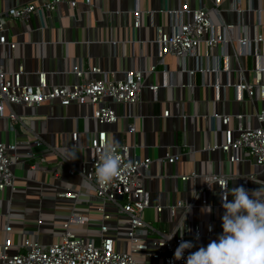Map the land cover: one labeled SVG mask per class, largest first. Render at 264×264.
I'll return each instance as SVG.
<instances>
[{
    "label": "crops",
    "instance_id": "1",
    "mask_svg": "<svg viewBox=\"0 0 264 264\" xmlns=\"http://www.w3.org/2000/svg\"><path fill=\"white\" fill-rule=\"evenodd\" d=\"M32 1L52 0H0V14ZM70 1L73 0L62 1L52 13H46L45 17L34 15L28 22L6 18L7 35L11 41L17 42L14 57L8 61L10 69L15 70L23 63L26 69L23 81L31 85L39 83L40 71L48 73L51 85H70L78 80L72 73L76 65L86 68L97 66L114 73L119 79L130 69L148 72L155 66L153 72H148L146 84H156L160 88L153 91L145 86L140 101L134 105L109 102L119 114L118 121L110 124L95 122L93 109L87 104L63 106L51 101L37 108L17 104L7 107V113L13 109L22 122L17 124L18 133H15L9 119L0 118V140H17L24 161L13 168L17 189L0 192V253L7 225L12 227L13 241L15 246L20 245L21 250H24L23 242L33 236L38 237L42 244L49 245L61 238L62 222L72 210L87 213L90 219L86 224H74L73 230L95 238L101 216L96 211L93 189L89 191L83 185L82 181L87 180L78 173L70 175L66 168L62 177L54 181L42 171L29 169L28 164L33 159L25 154L30 151L38 155L45 153L50 165L66 158L67 150H71L77 153L78 158L69 162L78 165L83 156L87 158L91 154L85 148L88 137L100 130L107 131L110 143L133 145L137 155L152 159L150 178L146 181L151 203L145 212L149 225L148 241L162 239L172 233L176 234L174 237L193 236L197 226L204 233L208 225H213L216 233L222 232L224 210L219 188L217 184L208 188L203 183L208 176H229V192L241 185L249 190L264 187V168L256 164L249 152H239L240 160L232 162L230 153L208 148L224 141V129L227 127L233 129L235 136L238 135L237 115H244L245 122L258 125L255 115L264 108V101H250L245 92L230 88L227 83H238L243 76L253 80V68L264 63V56L259 55L264 52L262 43L256 47L253 43L252 49L250 47L256 56L244 53L243 47L240 49L236 40L242 27L237 23L236 13L230 10L233 0H224L222 14H215L213 18L216 23L225 18L229 23L238 24L227 32L233 44L220 46L212 53L201 48V69L207 68L208 71H196L190 75L183 71V67L195 69L197 57L184 61L178 56L167 55L162 59L155 41L157 27L171 28L175 25L176 18L166 12L168 7L178 9L185 1L193 7L201 2L211 7L212 0H92L91 4L86 0H76V7H72ZM250 5L254 10L245 12L243 27L251 37L257 33L264 36V24H260L262 17L256 12L264 9V0H242L243 8L249 9ZM138 8L142 11V20L135 28L134 11ZM4 54V47L0 45V57ZM95 77L100 78L102 74H95ZM168 109L170 115L164 116ZM216 113L231 116L229 125L214 119ZM131 124L135 125V132L130 131ZM75 132L79 134L76 147L71 139ZM37 139L43 144L30 147L28 142ZM179 151L180 160L175 163L166 161L168 153L175 155ZM19 169L22 174L18 176ZM194 172L197 176L190 180L182 181L179 177ZM244 177L253 178L243 185L241 179ZM65 189L79 190L78 202L54 198L55 192ZM202 193L209 204L202 205ZM180 201L183 206H177ZM158 206L163 207L162 211L157 210ZM209 206L212 211L205 213ZM110 212L113 217L107 223L117 233V247L129 250L126 234L129 217L118 214L114 209ZM204 242L205 237L200 240L201 244ZM146 255L151 260V256Z\"/></svg>",
    "mask_w": 264,
    "mask_h": 264
},
{
    "label": "built area",
    "instance_id": "2",
    "mask_svg": "<svg viewBox=\"0 0 264 264\" xmlns=\"http://www.w3.org/2000/svg\"><path fill=\"white\" fill-rule=\"evenodd\" d=\"M64 0H52L37 3L35 1L20 4L9 8L5 13L0 14V45L4 47L5 54L0 57V118H8L11 129L18 133L16 126L21 121L20 116L11 109L7 113V107L13 105H24L30 108H37L43 103L56 101L63 106L71 104H87L93 109L92 118L99 124L115 123L119 119V114L113 109L109 102L126 103L134 105L141 99V94L145 86L157 91L160 86L156 84H146L148 74L155 70L153 66L150 71L145 72L140 69L128 70L123 78H117L114 73L103 71L100 67H84L76 65L72 73L78 78L76 83L66 85H51L48 81V73L39 72V83L31 85L23 81L26 74L25 65L20 63L15 70L8 67V61L14 57V50L17 42L11 41L7 35L8 27L6 18L12 20L30 21L32 17H45L46 13H52ZM213 5L208 7L201 2L193 7L185 1L178 9L168 7L166 12L176 18L175 25L171 28L157 27L155 41L160 47L162 59L167 55H175L187 61L189 57H197V67L188 69L184 66L183 71L194 75L196 71L206 72L207 68L201 69L203 65V55L200 49L205 48L206 53L217 51L220 46L233 44L232 39L227 35L228 31L241 24V35L237 42L244 53L252 54V44L262 43L264 48V36L257 33L253 37L247 33V28L243 26V18L246 11H253L252 5L249 9L242 7V0H233L230 10L236 13L237 23H229L224 20L220 23L214 21L213 16L222 14V3L224 0H212ZM91 4L92 0H86ZM72 7L78 5V1H70ZM257 14L262 17L260 24H264V9H258ZM216 14V15H215ZM142 20V11L138 8L134 11V26L138 28ZM244 29V30H243ZM247 50V51H246ZM199 51V52H198ZM251 51V52H250ZM255 53H253L254 55ZM259 54V53H258ZM228 55V53H227ZM261 57L264 52H260ZM256 56V54H255ZM228 70V68H226ZM95 74H102L97 78ZM167 87L169 85H163ZM219 86V84L217 85ZM227 86L235 87L248 95L250 101H264V63L253 68V80L249 81L244 76L238 83L229 81ZM170 110L164 111V116H169ZM238 135H234L233 129H224V141L221 144L209 146V149H222L225 153H230L232 162L240 160L239 152L245 150L251 154L257 165L264 168V108L255 115L258 125H251L244 121V115H237ZM214 119L227 126L231 116L214 114ZM130 131L135 132V125H130ZM79 134H72L73 146H77ZM30 147H39L43 144L41 140L28 142ZM108 140V133L105 130L95 131L88 137L85 148L91 151L89 157L81 158L78 165L66 161V158L58 160L54 164H47L45 153L36 154L30 151L26 156L32 158V163L28 164L33 171H42L49 175L52 180H59L65 169L70 175L77 173L88 181L89 176L95 171ZM117 152L121 156L122 168L120 174L106 187L93 188V198L97 213L101 216L99 230L94 237L78 234L73 230L74 224H86L90 222L89 214L72 210L62 222L63 234L61 238L49 245H44L38 237L27 238L23 242L24 250L20 245L15 246L12 238V227L6 226V235L1 244L0 264H185V259L174 260V252L182 240L192 241L194 247L185 251V258L190 252L196 251L201 246H206L211 239H216L218 234L213 225H208L207 231L197 226L193 236L173 237L165 243V235L162 239L148 241V222L145 220V212L151 207L150 193L146 188V181L150 178L149 170L152 159L141 157L134 152L133 145H116ZM181 151L178 154H167L165 159L169 163L180 160ZM23 156L19 151V143L15 141L0 140V192L9 189L15 191L18 187L17 177L13 171L14 166L23 162ZM197 173L179 175L182 181L196 177ZM219 181L218 188L220 198L222 192H229L230 177L224 174H212L208 176ZM253 177L241 179L243 185H247L248 180ZM93 184L95 178L92 176ZM209 188V186L207 185ZM205 193V191H204ZM81 192L74 189L58 190L55 192V199H64L78 202ZM200 195L196 196L199 197ZM202 205L209 204V201L202 193L200 197ZM229 199V197H228ZM230 200V199H229ZM177 206H183L180 201ZM190 206V205H189ZM173 209L175 208L172 207ZM111 209L118 214L129 217L130 224L126 229L129 242V250H120L117 247V233L108 225L112 219ZM163 207L158 206L157 210L162 211ZM211 226V231L209 230ZM92 234V233H90ZM206 239L203 244L202 238ZM145 254V255H144ZM151 260L147 259V255Z\"/></svg>",
    "mask_w": 264,
    "mask_h": 264
},
{
    "label": "clouds",
    "instance_id": "3",
    "mask_svg": "<svg viewBox=\"0 0 264 264\" xmlns=\"http://www.w3.org/2000/svg\"><path fill=\"white\" fill-rule=\"evenodd\" d=\"M77 153L67 150L66 161L76 160ZM121 156L112 143H106L95 171L88 181H82L89 191L95 187H106L116 178L122 168ZM92 176L95 178L93 184ZM206 183L210 188L219 184L209 178ZM229 195L232 197L228 199ZM221 216L222 232L206 246L190 252L185 258V251L194 247L192 241L182 240L174 252V260L185 259V264H264V187L254 190L244 186L234 187L230 192H222ZM205 213L212 211L206 207ZM211 231V226H209ZM176 234L165 237V243Z\"/></svg>",
    "mask_w": 264,
    "mask_h": 264
},
{
    "label": "rangeland",
    "instance_id": "4",
    "mask_svg": "<svg viewBox=\"0 0 264 264\" xmlns=\"http://www.w3.org/2000/svg\"><path fill=\"white\" fill-rule=\"evenodd\" d=\"M16 129H17V126H16ZM20 174H22V171L19 169L17 170V175L19 176Z\"/></svg>",
    "mask_w": 264,
    "mask_h": 264
}]
</instances>
